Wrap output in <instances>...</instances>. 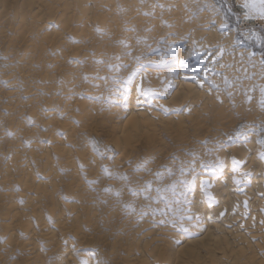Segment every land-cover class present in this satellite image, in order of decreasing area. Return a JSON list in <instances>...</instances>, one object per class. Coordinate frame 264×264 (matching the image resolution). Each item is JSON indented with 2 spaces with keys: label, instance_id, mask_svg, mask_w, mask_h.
<instances>
[{
  "label": "rangeland",
  "instance_id": "rangeland-1",
  "mask_svg": "<svg viewBox=\"0 0 264 264\" xmlns=\"http://www.w3.org/2000/svg\"><path fill=\"white\" fill-rule=\"evenodd\" d=\"M14 1L15 0H0V198H4L3 200L0 199V205L4 206V203H6L4 207H0H3V211L0 209V213H4L6 210L5 207H8V213H10V215L6 214L7 217L0 214V264H47L46 262L49 260L53 262V258L56 262L55 264H59L56 259L57 251L63 254L65 258L73 257L75 261L81 259L83 254L88 258L87 262L91 263L92 261V264L135 263L137 246L135 247L134 244H136V240L141 234L149 231V224H143L139 221L142 216V214H140L142 213L141 211H150L151 209L155 212L158 206L163 212H167V215L170 217L172 213L173 215H180L186 208L185 206L189 205V197L198 190L199 184L197 178L203 175L202 173H209V171L204 168L205 166L201 165L202 160H205V158L202 157V151L205 150L209 153L213 148L216 152L231 148L236 144L240 146V143H242L241 146L246 144L247 148L251 146L249 150L251 152L249 153L255 160L253 165L255 167L259 166L261 170L260 175H262L263 177H261L264 179V118L262 117L264 116V108H259L263 106L261 101L264 99V96L261 95L263 89L259 86V83L264 80V57L261 53L253 50V48H260L261 43L258 27L264 30V20H261L255 12H248L243 7L245 0H219V2L225 6L226 12H223L221 6L216 4L213 0L212 2L215 6L209 2V0H193V3L187 0H126L124 3L127 5V10L125 12L123 11L124 6L121 0H115V6L112 8H107L108 3H105L107 2L106 0H65V2L64 0H55L51 10H48L50 0H28L27 2H23L24 0ZM9 2L11 7L9 6ZM78 2L80 3L79 7L76 5ZM14 3H17V5L15 4V6H13ZM30 3L33 6H31ZM64 5H66V7ZM216 6H218L219 10ZM12 8H14L16 12L13 11L14 9L12 10ZM78 8L83 12L78 11ZM130 9L133 14L132 16H130L131 14L129 13ZM47 11L49 12L47 13ZM14 13L17 17L14 16ZM164 13H166V15ZM225 13L236 18L238 23L235 27H231L229 23L224 20ZM124 15L128 18V21ZM155 16L158 17L157 19L160 21L159 27L151 23V19L154 20L153 17ZM249 16L251 17L250 19L247 18ZM115 17L117 23L114 24V21L116 22ZM22 19L23 21H21ZM219 19L228 24L230 30L227 28V31L232 35L231 37L233 40L231 45L235 47V49L232 48V50L241 51V57H236L234 54H231V50L223 49L222 45L224 44L220 41V37L218 38L219 33H215L213 30L203 29L204 27H202V25L206 22H210L211 26L215 24L214 26L219 28ZM131 20H137L136 24ZM173 20L174 23L168 25V21L173 22ZM178 21L180 22L179 30H182L179 32L180 37H178L176 30H171L176 24L175 22L178 24ZM203 21L206 22L204 23ZM19 22L22 25L19 24ZM109 26H111V29ZM71 31L75 32V34L73 35ZM123 31L125 34L129 33L131 35L128 36V34H126L127 37H124L126 36L125 34L122 33L121 35ZM141 35H143L145 39H143ZM163 35H165V37ZM150 37H152V39ZM214 41L217 42V44L215 43L217 46L213 44ZM126 42L129 45H126ZM202 42L203 44L205 43L206 46L208 45L207 49H215L213 51H216V53L218 50H224H222L223 53L218 52L224 56L223 58L220 54V58L227 59L223 63L228 65V67L225 65L224 67L225 69L228 68L227 70L231 71L232 75H234L233 79H236L235 82L237 79L241 80H238L240 86L237 85V82H234L236 90L228 91V94L226 90L224 92L225 97L223 96V100L221 99L222 96L219 97V101L217 99L218 96L216 97L218 91L216 90L217 92H214L215 88H211L212 90L204 89L205 91L201 89L194 90L193 88L195 86L194 84L191 85L192 81L188 84L192 86V90H189L190 95L185 92L184 98L175 99L173 101H167L170 98L168 97V99H165L167 101L166 104L163 106L157 105L158 107H156L154 100L162 99L159 96L163 94L161 90H156L154 88H156L159 83L162 84L172 78V76L168 74H170V70L176 68L178 63L177 57H169L168 52L171 48L175 52H181V57L184 58V60H182V58L181 60L185 63H183L185 68L189 71V67L197 66V64H195L194 55L198 51V44H202ZM148 43H150L151 46ZM187 44L190 45L191 48H187ZM147 46L149 47L147 48ZM220 46L222 47L221 49L219 48ZM163 47L165 48L163 49ZM248 49L259 54L263 60L259 64L258 69L254 70L255 72L253 69L246 66V70L240 67V62L245 61L247 58L256 60L255 56L249 55ZM232 55L233 57H231ZM227 56L229 57L226 58ZM163 57L165 59H163ZM234 58H236L238 62L240 61L239 64H235ZM227 62H229V64ZM230 66L232 69H229ZM233 68L234 70L237 68V73L236 70L235 73H233ZM238 69H241V75H239L240 71ZM247 70L248 75H246ZM243 73L247 76L248 80L246 79V81L249 83H246ZM141 74L143 78H141ZM147 74H150V79H148ZM165 76L168 78H164ZM239 76H241V79L237 78ZM251 76H253V78ZM205 78L209 84H212L208 76H205ZM165 79L166 81H164ZM143 80L144 82H142ZM263 82L264 81H262V83ZM251 83H253V87H251ZM242 84H245L247 88L243 87ZM70 86L72 89H70ZM140 86L141 90L139 89ZM243 89L246 90V93ZM248 90L250 93H247ZM208 91H210L214 97L213 95H208ZM197 93L198 95L203 94V99H199L201 96H197ZM234 93L237 94L235 95ZM233 95H235L236 100L239 99L236 101ZM163 96L167 97L166 95ZM186 98L189 100L188 103ZM184 99L186 101H184ZM231 99L236 102H233ZM222 101L224 103H222ZM225 102L229 105L225 104ZM168 103L170 105H168ZM185 103L187 105L189 103H194L195 109H193V111L199 109L197 110L200 111L198 114L205 115L208 119L205 120V118H203L205 121L202 119L198 126L196 125L197 123H195V125L199 127V131L203 129L200 131V134L198 133V129H195L196 126L192 124L196 119L192 120L190 118L192 122H189L188 115H191L190 113L182 118V123L184 126L187 125V129L190 130H188V134L179 132L180 128L176 125L178 119L177 121L173 119L175 123L172 124L166 122L172 115H182L185 106H187ZM205 103L211 104L207 105ZM203 105L204 107L200 110L199 106L202 107ZM212 106L214 112L212 111ZM218 106H221L224 112L221 107L218 109ZM220 109L223 112V117L216 121H219V123L213 124L212 119L214 118L208 116H213V113L218 114L217 112H219ZM238 109L240 110V114L236 113ZM193 111H191V113ZM226 112L227 115L230 114L234 117V121L230 115L226 118ZM241 113L245 114L241 115ZM260 115H262V118ZM215 116L217 119L220 118L217 115ZM251 116H253V119L250 118ZM229 117H231L230 120ZM254 117L257 118L255 119ZM128 118H132L130 119L132 121L128 120ZM247 118L256 121L253 122L250 120L249 124ZM198 119L201 118L198 117ZM222 119H227L228 122L221 121ZM258 120L259 122L257 123ZM143 121H150V125L148 124L149 122L145 124ZM151 122L155 124V127L151 125ZM164 123L166 124L165 130L163 129ZM210 123H212V125ZM220 123L223 124V126L225 125V128H223ZM227 123L232 126L229 127ZM202 124H205L204 127L208 129H205ZM216 124L218 127L213 126ZM123 125L126 126L123 128ZM136 126L140 127L141 130L139 129L136 131V133H138L133 135L132 133L135 132H133V130ZM173 126L176 127V129ZM226 126L228 127L226 128ZM192 127H195L194 129L197 134H194L195 130L192 131ZM222 128L224 129L223 132L221 130ZM125 129L127 130L126 132ZM167 129L171 131L167 132ZM226 129H229L228 134V130L225 132ZM219 130H221L222 133H219ZM127 132L128 134L125 136L126 134L124 133ZM176 132L180 133V138ZM192 132H194L193 134L197 136L198 140L192 135ZM208 132L212 136L206 135L209 134ZM52 133H54L53 136ZM224 133L225 135H223ZM67 134L69 135V141L66 139ZM129 134L131 137L129 136L128 138ZM183 135L188 138H182ZM198 135H200L199 137L201 139ZM202 135L203 137H201ZM50 136H52L53 139ZM56 137L63 142H61L62 145H60V149L62 148V150H65L66 147L69 148H66L67 152L60 150L59 153H55L54 150H51L50 153V147L54 146L50 143ZM70 137L72 140H70ZM177 137L179 139H177L178 142L176 140ZM181 138L184 139L182 143L180 142L182 141ZM207 138L209 140H207ZM123 139L126 142H124ZM212 140L218 141V143ZM208 142H210V144L212 143V145H209ZM179 143L181 145L185 144L181 146ZM32 145L33 147L37 146L33 148L31 147ZM48 145H50V147ZM192 145L196 146V148L193 146V149ZM204 145L213 147H206ZM44 148L49 151V157L43 152L45 150ZM199 149H202V151H200L201 153L198 151ZM80 151L83 153H80ZM198 153L200 155H198ZM27 154L31 155L28 156ZM72 154H75L74 157ZM40 155L43 157V160ZM153 155L154 157H160V160L155 157L160 163L156 161ZM231 155L232 153L230 152L228 157ZM31 156L34 158L32 159ZM70 157L71 160L69 159ZM198 158L201 161H199ZM152 159H155V162H153ZM193 159H197V161ZM44 160L47 162L45 163ZM66 161L67 163L70 162L69 165ZM193 161L195 163H193ZM22 162L24 164H22ZM199 162L201 163L199 164ZM7 163H9L8 166ZM66 164L68 166H66ZM63 165L66 167H63ZM94 165L96 167H94ZM233 166L234 165H230L229 167L232 169L230 171L234 178L238 172V168L233 169ZM90 168L92 170H90ZM84 169H86V171H84ZM126 169L129 170L126 172ZM140 170L142 171L141 173ZM117 171L119 174L116 173ZM120 173H122L123 176ZM135 173L137 175H135ZM141 174L142 176H140ZM155 175H157L158 178L163 175L164 179L156 178V180L154 178L156 177ZM91 176L96 178L93 180L94 177L92 178ZM207 176L212 177L210 178L212 179L211 183H218L222 177L228 176V174L222 173L217 176L207 174ZM132 177L133 179H131ZM152 177L153 180L151 179ZM59 178L64 179L59 180ZM129 179L132 181H138L139 179L142 184L147 182V184H150V188L146 183L138 186L140 183L139 181L132 183V185L136 186L132 188V181L129 182L130 184L127 183L130 181ZM119 180H124V182L122 183V181ZM4 181L5 183H3ZM49 181L53 183L50 182L47 186H42L41 189L36 188L32 184V182L38 184ZM72 181L75 182L72 184ZM95 181H97L96 184L98 186H96ZM151 181H156L157 183L154 182V184L156 183L157 185L150 183ZM110 183H115L116 185L119 183L121 186L119 184L117 186L113 184L112 186ZM171 183L175 186H168ZM125 184L127 185L125 186ZM78 185V191H69L71 190L69 186L75 190ZM232 185L237 186L238 184L233 180ZM2 186L7 190L2 188ZM30 186L31 189H29ZM43 187H47V191L45 188L42 189ZM248 187H251V185ZM146 188H149L148 191L151 190L148 192ZM24 193L26 194L24 195ZM82 194L85 197L87 196V199L90 197V201L86 200L89 202L85 203V205L92 202L94 203V205H87V208L91 209V212L85 211L82 208L80 210L77 209L78 200L79 197H83ZM35 195L38 197L36 198ZM101 195L104 201H102ZM19 196L22 197L20 198ZM27 196H30V198ZM7 198L11 200L9 201ZM52 198L55 201H53ZM51 202L55 203L51 204ZM156 202L160 205L156 204ZM205 202L209 204L210 199L206 197ZM113 208H115L114 211L112 210ZM146 208H149V210ZM32 213H35V216ZM155 213L158 212L156 211ZM73 215L76 216L74 219H72ZM57 219H61L62 221L57 222ZM23 231H25V233ZM44 235H47L51 240H45L44 237L46 236ZM185 236L186 234L184 237ZM261 244L259 243L257 245L260 247ZM259 247H256L259 254H257L254 264H258L261 260L262 263L260 262V264H264V245L262 246L263 248L261 247L259 249ZM261 251H263V253ZM261 257L263 259H261ZM50 262L48 263L50 264ZM62 264H64L63 260Z\"/></svg>",
  "mask_w": 264,
  "mask_h": 264
},
{
  "label": "bare ground",
  "instance_id": "bare-ground-1",
  "mask_svg": "<svg viewBox=\"0 0 264 264\" xmlns=\"http://www.w3.org/2000/svg\"><path fill=\"white\" fill-rule=\"evenodd\" d=\"M6 1V0H5ZM8 1V0H7ZM11 1V0H10ZM16 1V0H15ZM14 1V2H15ZM28 0H24L23 2H27ZM54 1L55 0H50V4H49V6H48V10H51V8H52V5H54ZM107 2H105V3H108V5H107V8H112V7H114L115 6V0H106ZM119 1V0H118ZM126 0H121V2L123 3V6H124V8H123V11L125 12L126 10H127V5H126V3H124ZM187 1H189V2H191V3H193L194 1L193 0H187ZM59 2V1H58ZM61 2V1H60ZM64 2H65V0H64ZM71 2H73V1H71ZM117 2V1H116ZM196 2V1H195ZM209 2H211L212 4H213V2H212V0H209ZM20 3V2H19ZM33 3V2H32ZM41 3V2H40ZM44 3V2H43ZM47 3V2H46ZM62 3V2H61ZM60 3V4H61ZM104 3V4H105ZM15 4L17 5V3H14V5L13 6H15ZM21 4V3H20ZM19 4V5H20ZM23 4V3H22ZM56 4V3H55ZM64 4V3H63ZM62 4V5H63ZM121 4V3H120ZM5 5H7V4H5ZM25 5V4H24ZM26 5H28V4H26ZM30 5H31V3H30ZM44 5H46V4H44ZM76 5H77V7H79V5H80V3L78 2V3H76ZM214 5V4H213ZM9 6L11 7V5H10V2H9ZM23 6V5H22ZM29 6V5H28ZM31 6H33V5H31ZM47 6V5H46ZM60 6V5H59ZM65 7H66V5H64ZM105 6H106V4H105ZM109 6V7H108ZM121 6V5H120ZM166 6V5H165ZM215 6V5H214ZM54 7V6H53ZM62 7V6H61ZM81 7V6H80ZM116 7H117V5H116ZM15 8V7H14ZM14 8H12V10L14 9ZM57 8V7H56ZM63 8V7H62ZM61 8V9H62ZM166 8V7H165ZM216 8L219 10V8H218V6H216ZM21 9V8H20ZM20 9H19V11H20ZM46 9H47V7H46ZM64 9V8H63ZM83 9V8H82ZM87 9V8H86ZM2 10V9H1ZM9 10H11V9H9ZM41 10V9H40ZM39 10V11H40ZM114 10H115V8H114ZM4 11H5V9H4ZM13 11H15V9L13 10ZM18 11V10H17ZM45 11V10H44ZM43 11V12H44ZM65 11V10H64ZM78 11H80V9L78 8ZM86 11V10H85ZM108 11H109V9H108ZM16 12V11H15ZM30 12V11H29ZM49 11H47V13H48ZM55 12V11H54ZM80 12H83V11H80ZM112 12H113V10H112ZM111 12V13H112ZM117 12V11H116ZM27 13V12H26ZM45 13V12H44ZM43 13V14H44ZM53 13V12H52ZM51 13V14H52ZM65 13V12H64ZM129 13L131 14L130 16H132L133 14L131 13V9H130V11H129ZM134 13V12H133ZM3 14V13H2ZM33 14V13H32ZM46 14V13H45ZM54 14V13H53ZM165 15H166V13H164ZM163 14V15H164ZM27 15V14H26ZM34 15V14H33ZM32 15V16H33ZM62 15V14H61ZM115 15V14H114ZM113 15V16H114ZM14 16L15 17H17L16 15H15V13H14ZM22 16V15H21ZM31 16V15H30ZM40 16V15H39ZM52 16V15H51ZM110 16H111V14H110ZM125 16V15H124ZM20 17V16H19ZM23 17V16H22ZM21 17V18H22ZM27 17V16H26ZM36 17V16H35ZM165 17V16H164ZM25 18V17H24ZM34 18V17H33ZM39 18V17H38ZM63 18H65V17H63ZM118 18V17H117ZM125 18H126V20L128 21V18L125 16ZM125 18H124V20H125ZM139 18V17H138ZM154 18V20H152L151 19V23L153 24V25H155V26H157V27H159L160 26V21L157 19L158 17H153ZM66 19V18H65ZM112 19V18H111ZM115 19H116V17H115ZM115 19H113V20H115ZM137 19V18H136ZM140 19V18H139ZM62 20V19H61ZM60 20V21H61ZM125 20V21H126ZM21 21H23V19L21 20ZM20 21V22H21ZM132 22L134 21V20H131ZM136 21L137 20H135L134 22H135V24H136ZM219 21H220V27L219 28H216L214 25L213 26H211V23L210 22H204L205 24L204 25H202V27H204L203 29H205V30H213V32H215V33H219V36H218V38L220 37V41L221 42H223V44L224 45H222V47H223V49H225V50H231V54H234L236 57H241V55H242V53H240L241 51H237V50H232V48H234L235 49V47H232V45H231V43H232V35L231 34H229L228 33V31H227V28L229 29V27H228V24L226 23V22H224V21H222V20H220L219 19ZM19 22V24H21ZM26 22V21H25ZM172 21H168V25L170 24H173L174 23V20H173V22L171 23ZM24 23V22H23ZM115 23H117V19H116V22L114 21V24ZM129 23H131V22H129ZM176 24L173 26V28L171 29V30H176L177 31V33H178V37H180L179 36V32H181L180 30H179V21H178V24H177V22H175ZM219 23V22H218ZM131 24H134V23H131ZM201 24H203V23H201ZM22 25V24H21ZM20 25V26H21ZM110 25V24H109ZM112 26H113V24H112ZM116 26V25H115ZM135 26H137V25H135ZM134 26V27H135ZM154 26V27H155ZM24 27V26H23ZM111 26H109V28H110ZM157 27H155V28H157ZM113 28V27H112ZM137 28V27H136ZM111 29V28H110ZM159 29V28H158ZM230 30V29H229ZM75 31V30H74ZM72 32V34L74 35L75 34V32H73V31H71ZM162 32V31H161ZM122 33L123 34H125V32L123 31V32H121V35H122ZM147 33V32H146ZM145 33V34H146ZM184 33V32H183ZM126 34H128V36L129 35H131V34H129V33H126ZM125 34V35H126ZM144 34V35H145ZM163 34H166V33H163ZM181 34V33H180ZM186 34V33H185ZM147 35V34H146ZM145 35V36H146ZM162 35V34H161ZM124 36V35H123ZM149 36H150V34H149ZM164 37H165V35H163ZM181 36H182V34H181ZM124 37H127V35L126 36H124ZM141 37H143V39H145L144 38V36L143 35H141ZM152 37H153V35H152ZM152 37H150L151 39H152ZM162 37V36H161ZM191 37V36H190ZM183 38H185V37H183ZM149 39V38H148ZM161 39V38H160ZM186 39V38H185ZM147 40V39H146ZM191 40V39H190ZM148 41V40H147ZM160 41V40H159ZM165 41H166V38H165ZM187 41V40H186ZM167 42V41H166ZM189 42V41H188ZM220 42V43H221ZM186 43V42H185ZM206 43H207V41H206ZM217 44V42H215L214 41V43L213 44ZM98 44V43H97ZM140 44V43H139ZM148 44H150V43H148ZM162 44V43H161ZM164 44H166V43H164ZM215 44V45H216ZM96 45V44H95ZM126 45H129V44H127V42H126ZM143 45V44H142ZM188 45V44H187ZM212 45V44H211ZM219 45V44H218ZM78 46V45H77ZM144 46V45H143ZM150 46H151V44H150ZM160 46V45H159ZM208 46V45H207ZM207 46H206V44L204 43L203 44V42H202V44H198V51L196 52V54L194 55V59H195V64H197V66L196 67H189V71L185 68V66H184V62L182 61V60H184V58H182L181 57V52H175L172 48H171V50L168 52V56L169 57H173V58H175V57H177V66H176V68L175 69H172V70H170V74H168L169 76H172V78H170L169 80H167L166 81V79L164 80V81H166V82H164V83H162V84H158L157 85V87L156 88H154V87H152V88H154V89H156V90H161V93L163 94V95H166L167 97H164L163 95L162 96H159L160 98H162V99H153L154 100V104H156L155 106L156 107H158V106H163L164 104H166V102L167 101H173V100H175V99H181V98H184V95L186 94L185 92H187V94L188 95H190L189 94V90H192V86L191 85H193L194 84V90L195 89H201L202 91H205L204 89H207V90H212L213 88H215V90H214V92L216 91L217 93V95H216V97L218 96V100H219V97H221V99L223 98V96H224V92L227 90V94H228V91H234V90H236V88H235V84H234V82H235V80L233 79L234 78V75H232V73H231V71H229V70H227V69H225V67H224V61H226L227 59H222V58H220V54L218 53V52H222V50L223 49H221L222 47L220 46L219 48L221 49V51H219L218 50V52L216 53V51H213V50H215V49H213V50H209V49H207ZM217 46V45H216ZM216 46H214V47H216ZM149 46H147V48H148ZM165 47H166V45H165ZM165 47H163V49L165 48ZM184 47V46H183ZM187 47V46H186ZM158 48H161V47H158ZM168 48V47H167ZM187 48H191L190 47V45H188V47ZM74 49V48H73ZM76 49V48H75ZM96 49H97V47H96ZM169 49V48H168ZM77 50V49H76ZM140 50H141V48H140ZM240 50V49H239ZM73 51V50H72ZM78 51V50H77ZM179 51H181V50H179ZM184 51H185V48H184ZM224 51V50H223ZM75 52V51H74ZM79 52V51H78ZM226 52V51H225ZM76 53V52H75ZM161 53V52H160ZM166 53V52H165ZM183 53H186V52H183ZM223 53V52H222ZM248 53H249V55H253V56H255L256 57V60H254V59H250V58H247V59H245V61H243V62H240L241 64H240V67H241V69H242V67L245 69L246 67H248V68H250V69H253V71L254 70H257L258 69V66H259V64L263 61L262 59H261V56L259 55V54H257V53H254V52H252L250 49H248ZM162 54H163V51H162ZM230 54V55H231ZM161 55V54H160ZM167 55V54H166ZM165 55V56H166ZM222 55V54H221ZM227 55V54H226ZM225 55V56H226ZM223 56V55H222ZM161 57V56H160ZM229 56H227L226 58H228ZM231 57H233V55L231 56ZM167 58V57H166ZM181 58H182V60H181ZM223 58H224V56H223ZM252 58H254V57H252ZM163 59H165L164 57H163ZM193 59V60H194ZM230 59V58H229ZM233 59V58H232ZM235 59V64L237 65V64H239V62L237 61V59L236 58H234ZM168 60H169V58H168ZM239 60V59H238ZM257 60H258V62H257ZM163 61H165V60H163ZM20 62V61H19ZM169 62V61H168ZM22 63V62H21ZM21 63H19V64H21ZM184 63V64H183ZM228 64H229V62H227ZM226 63V64H227ZM233 63H234V61H233ZM226 67H228V65H225ZM246 66V67H245ZM19 67V66H18ZM234 67V66H233ZM236 67V66H235ZM247 68V69H248ZM19 69V68H18ZM170 69V68H169ZM229 69H232L231 68V66L229 67ZM237 69V68H236ZM235 69V70H236ZM241 69H238L240 72V74L239 75H241ZM249 69V70H250ZM174 70V71H173ZM235 70H234V68H233V73H235ZM246 70V69H245ZM244 70V71H245ZM150 72V71H149ZM255 72V71H254ZM176 73V74H175ZM236 73H237V70H236ZM245 73V72H244ZM243 73V74H244ZM251 73H252V71H251ZM167 74V73H166ZM242 74V75H243ZM246 74V73H245ZM245 74L243 75V76H245ZM142 75V74H141ZM140 75V76H141ZM143 75H144V73H143ZM143 75L141 76V78H143ZM146 75V74H145ZM154 75V74H153ZM157 75V74H156ZM159 75V74H158ZM238 75V74H237ZM246 75H248V70H247V74ZM251 75V74H250ZM155 76V75H154ZM162 76V75H161ZM205 76H208L209 78H210V80H211V82H212V84H209L208 82H207V80H206V78H205ZM145 77V76H144ZM147 77H148V79H150V74L148 75L147 74ZM236 77V76H235ZM241 76H239V77H237V78H240ZM252 78H253V76H251ZM164 78H168V77H164ZM251 78V79H252ZM157 79V78H156ZM241 79V78H240ZM246 79H247V76H245V81H246ZM160 80L162 81V79L160 78ZM239 79H237V85H239L240 86V84H238L239 83V81H241V80H239ZM248 80V79H247ZM193 81V82H192ZM242 81L244 82V80L242 79ZM262 81H264V80H262ZM262 81L259 83L260 85L259 86H261L262 87V89L264 90V82L262 83ZM142 82H144V80L142 81ZM160 82V81H159ZM163 82V81H162ZM189 82H192V84L191 85H188L189 84ZM235 82V83H236ZM242 82V83H243ZM251 82V81H250ZM253 82V81H252ZM158 83V82H157ZM246 83H249L248 81H246ZM255 83V82H254ZM262 83V84H261ZM145 84V83H144ZM147 84V83H146ZM252 84V86L251 87H253L254 85H253V83H251ZM136 85V84H135ZM155 85V84H154ZM243 85V87H246V85L245 84H242ZM245 85V86H244ZM248 85V84H247ZM143 86V85H142ZM152 86V85H151ZM150 86V87H151ZM249 86V85H248ZM250 87V88H251ZM136 88V87H135ZM139 88V87H138ZM143 88H144V86H143ZM146 88V87H145ZM212 88V89H211ZM247 88V87H246ZM70 89H72L71 88V86H70ZM140 90H141V86H140V88H139ZM149 89V88H148ZM241 89H242V87H241ZM245 89V88H244ZM243 89V90H244ZM249 89V88H248ZM74 90V89H73ZM135 90V89H134ZM143 90V89H142ZM193 90V91H194ZM196 90V91H197ZM249 90H251V89H249ZM247 91V93L249 92L250 93V91ZM254 90V89H253ZM139 91V90H138ZM150 91V90H149ZM148 91V92H149ZM155 91V90H154ZM199 92V91H198ZM235 92H237V91H235ZM244 92L246 93V90H244ZM253 92V91H252ZM135 93H137V92H135ZM153 93V92H152ZM159 93V92H158ZM160 93V94H161ZM231 93V92H230ZM229 93V94H230ZM238 93H239V89H238ZM241 93V92H240ZM139 94V93H138ZM200 94V93H199ZM206 94V93H205ZM235 94V93H234ZM237 94V93H236ZM235 94V95H236ZM253 94V93H252ZM195 95V94H194ZM203 95V94H202ZM202 95H198V93H197V96H201L199 99H203V96ZM207 95V94H206ZM206 95H204V96H206ZM208 95H213V94H211L210 93V91H208ZM235 95H233V98L235 99ZM168 97H170L169 99H168ZM186 97H187V95H186ZM188 97H190V96H188ZM213 97H214V95H213ZM225 97V96H224ZM238 97H239V95H238ZM237 97V98H238ZM190 98H192V97H190ZM208 98H210V97H208ZM227 98V97H226ZM240 98H241V96H240ZM165 99H168L167 101L165 100ZM198 99V98H197ZM211 99V98H210ZM209 99V100H210ZM215 99V98H214ZM239 99V98H238ZM237 99V100H238ZM152 100V101H153ZM186 100H188V98H186ZM185 99H184V101H186ZM208 100V101H209ZM223 100V99H222ZM231 100H233V99H231ZM236 100V99H235ZM235 100H233V102H236ZM264 100V99H263ZM183 101V100H182ZM206 101H207V99H206ZM212 101V100H211ZM220 101V100H219ZM189 102V100L187 101V103ZM215 102H217V101H215ZM232 102V103H233ZM152 103V102H151ZM169 103H171V102H169ZM168 103V105H170ZM180 103V102H179ZM182 103V102H181ZM197 103H199V102H197ZM213 103H214V101H213ZM219 103V102H218ZM222 103H224L223 101H222ZM229 103V102H228ZM238 103V102H237ZM153 104V105H154ZM182 104H184V103H182ZM194 104V103H193ZM192 103H189L188 105L185 103V105H187V106H185V109L183 110V114L182 115H178V116H176V115H172L171 117H169L168 119H167V121L166 122H169V123H175L174 122V120L176 119V121H177V119H178V123L176 124V125H178L179 126V128H180V130H179V132H182L183 134H185V133H187L188 132V130L189 129H187L188 127H186V126H184V124L182 123V118L185 116V115H187V114H191V115H188L189 117V122L191 121L190 120V118L193 120V119H196L195 120V122L194 123H192V124H194L195 125V123H197L196 125L198 126V124L200 123V121H202V119L203 118H205V120H208L207 119V117H205V115L203 116V115H199L198 114V112H200V111H197V110H199V109H197V110H194L193 111V109H195L194 108V106L195 105H193ZM200 104H201V102H200ZM205 104H207V103H205ZM208 104H211V103H208ZM207 104V105H208ZM225 104H227L226 102H225ZM158 105V106H157ZM178 105V104H177ZM202 105V104H201ZM213 105V104H212ZM215 105H216V103H215ZM214 105V106H215ZM224 105V104H223ZM227 105H229V104H227ZM227 105H224V106H227ZM217 106V105H216ZM223 106V107H224ZM204 107V105L202 106V107H200L199 106V108H200V110H201V108H203ZM219 107H221V106H218V109H219ZM228 107V106H227ZM264 108V105L263 106H261V107H259L260 109H263ZM177 108V107H176ZM205 108H206V106H205ZM212 108V111L214 110L213 109V106L211 107ZM215 108V107H214ZM226 108V107H225ZM229 108H230V106H229ZM207 109V108H206ZM208 109H209V107H208ZM221 109H222V107H221ZM221 109L219 110V112H217L218 114H215V113H213L214 115L213 116H208V117H212V118H214V119H212V118H210V119H212V123L213 124H215V123H219V121L218 122H216L217 120H219V119H221V117H223V112H224V110H223V112L221 111ZM205 110V109H204ZM210 110V109H209ZM239 110V109H238ZM237 110V114H240V110L238 111ZM264 110V109H263ZM191 111H193L192 113H191ZM216 111H218V110H216ZM226 111V110H225ZM204 112H207V111H204ZM208 112H210V111H208ZM214 112V111H213ZM133 113V112H132ZM201 113H202V111H201ZM207 114V113H206ZM245 114V113H244ZM244 114H242L241 113V115H244ZM138 115V114H137ZM140 115V114H139ZM215 115H217V116H219L220 118H218L217 119V117L215 116ZM225 115H227V112L225 113ZM230 115V114H229ZM229 115H227V117L226 118H228V116ZM234 115V114H233ZM263 115V114H262ZM262 115H260V117L262 116ZM142 116V115H141ZM154 116V115H153ZM215 116V117H214ZM231 116V115H230ZM247 116V115H246ZM256 116V115H255ZM140 117V116H139ZM198 117L199 118H201V119H198ZM232 117V116H231ZM231 117H229V120H230V118ZM239 117V116H238ZM242 117H244V116H242ZM249 117V116H248ZM263 118H264V116H262ZM261 117V118H262ZM188 118H186V119H188ZM215 118H216V120H215ZM224 118H225V116H224ZM223 118V119H224ZM233 118V121H234V117H232ZM250 118H252L253 119V116H251ZM248 119L247 121L249 122L250 120H252V119ZM255 118V117H254ZM257 118V117H256ZM255 118V119H256ZM258 118H259V116H258ZM130 119H132V118H128V120H130ZM161 119V118H160ZM174 119V120H173ZM209 119V120H210ZM221 120V121H225V122H228V120L226 121V120ZM239 119V118H238ZM242 119V118H241ZM127 120V121H128ZM166 120V119H165ZM184 120V119H183ZM204 120V119H203ZM204 120V121H205ZM259 120H260V118H259ZM259 120L257 121V123L259 122ZM130 121H132V120H130ZM164 121V120H163ZM162 121V122H163ZM197 121V122H196ZM211 121V120H210ZM220 121V122H221ZM253 121V120H252ZM251 121V122H252ZM256 121V120H255ZM255 121H253V122H255ZM261 121H263V120H261ZM51 122V121H50ZM145 124L146 123H148L149 125H150V121H143ZM165 122V121H164ZM192 122V121H191ZM190 122V123H191ZM264 122V121H263ZM152 123V122H151ZM159 123H161V122H159ZM184 123H185V120H184ZM212 123H210L211 125H212ZM221 123H223V122H221ZM220 123V124H221ZM106 124V123H105ZM126 124V123H125ZM165 124V123H164ZM183 126H182V125ZM205 124H206V122H205ZM204 124V125H205ZM209 124V125H210ZM224 124V123H223ZM223 124H221V126H223ZM249 124H250V122H249ZM252 124V123H251ZM106 125H108V124H106ZM152 126H154L155 127V124L154 123H152L151 124ZM168 125V124H167ZM175 125V126H176ZM195 125V126H196ZM201 125V124H200ZM199 125V126H200ZM203 125V124H202ZM204 125H203V127H204ZM210 125V126H211ZM227 125H228V123H227ZM247 125V124H246ZM264 125V124H263ZM126 125H123V128L125 127ZM128 126V125H127ZM157 126V125H156ZM162 126V125H161ZM164 126V130L166 129V124L165 125H163ZM192 126V125H191ZM196 126V128L195 129H198L199 127H197ZM207 126V125H206ZM209 126V127H210ZM214 127H216L217 126V124L216 125H213ZM212 126V127H213ZM229 127H231L230 125H228ZM228 126H226V128L228 127ZM172 127V126H171ZM174 127V126H173ZM202 127V128H203ZM218 127V126H217ZM220 127V126H219ZM65 128V127H64ZM152 128V127H151ZM169 128H170V126H169ZM168 128V129H169ZM175 129H176V127H174ZM193 127L191 128L192 129V131L193 130H195ZM205 128V127H204ZM223 128H225V125L223 126ZM221 129L222 130V132H223V130L224 129ZM119 129V128H118ZM127 129V128H126ZM125 129V132L127 131ZM141 130V128L140 127H137L136 126V128L133 130V132L134 133H132L133 135H136L137 133H136V131H138V130ZM159 129V128H158ZM167 129V132L168 131H171V130H168ZM173 129V128H172ZM205 129H208L207 127L205 128ZM211 129V128H210ZM219 129V128H218ZM121 130H122V127H121ZM124 130V129H123ZM203 129H200V131H202ZM212 130V129H211ZM211 130H210V133H211ZM221 130H219L220 132L219 133H222L221 132ZM228 130V131H227ZM54 131V130H53ZM67 131V130H66ZM113 131V130H112ZM116 131V130H115ZM132 131V130H131ZM173 131H174V129H173ZM172 131V132H173ZM190 131V130H189ZM198 131H199V129H198ZM197 131V132H198ZM200 131L198 132L199 134H200ZM205 131V130H204ZM209 131V130H208ZM227 131V134L229 133V129H226L225 130V132ZM55 132V131H54ZM129 132V131H128ZM128 132L127 133H124V134H126L125 136H127V134H128ZM179 132H176L177 134H178V137L180 136L179 134ZM195 132V133H194ZM194 132H192V135L193 136H195L194 134H197L196 133V130L194 131ZM231 132H232V129H231ZM49 133V132H48ZM67 133H68V131H67ZM114 133V132H113ZM120 133H121V131H120ZM194 133V134H193ZM202 133V132H201ZM209 133V132H208ZM206 134V135H211V134ZM53 134L54 133H52V136H53ZM58 134V133H57ZM122 134V133H121ZM188 134V133H187ZM186 134V135H187ZM217 134V133H216ZM119 135V134H118ZM176 135V134H175ZM205 135V136H206ZM223 135H225V133L223 134ZM49 136V135H48ZM52 136H50V137H52ZM69 135L67 134V140H68V137ZM121 136V135H120ZM129 136H130V134L128 135V138H129ZM177 136V135H176ZM192 136V137H193ZM200 135H198V137H199ZM212 136V135H211ZM214 136H215V134H214ZM124 137V136H123ZM131 137V136H130ZM178 137L176 138V140L178 139ZM183 137H185L184 139H186V138H188L187 136H185V135H183L182 136V138ZM196 138H197V136H195ZM194 137V138H195ZM201 137H203V135L201 136ZM208 137V136H207ZM218 137V136H217ZM217 137H215V138H217ZM221 137V136H220ZM62 138V137H61ZM65 138V137H64ZM76 138V137H75ZM180 138V137H179ZM181 138V139H182ZM195 138V139H196ZM200 138V137H199ZM210 138V137H209ZM222 138V137H221ZM49 139H51V138H49ZM49 139H48V141H49ZM52 139H53V137H52ZM121 139V138H120ZM125 139V138H124ZM123 139V140H124ZM180 139V140H181ZM184 139H182V141H180L181 143L184 141ZM201 139V138H200ZM211 139H214V138H211ZM220 139V138H219ZM253 139V138H252ZM55 140V141H54ZM54 140L50 143L51 145L53 144L54 146H52V147H50V145H48L49 147H50V153H51V150H54L55 151V153H59L60 152V150H62V148L60 149V145H62L61 144V140L60 139H58L57 137L56 138H54ZM70 140H72V138L70 137ZM179 140V139H178ZM178 140H177V142H178ZM188 140V139H187ZM186 140V141H187ZM197 140H198V138H197ZM207 140H209L208 138H207ZM216 140H218V139H216ZM64 141V140H63ZM69 141V140H68ZM73 141H74V139H73ZM122 141V140H121ZM185 141V142H186ZM212 141H215V140H212ZM219 141V140H218ZM218 141H215L216 143H218ZM253 141V140H252ZM70 142H72V141H70ZM124 142H126L125 140H124ZM123 142V143H124ZM188 142V141H187ZM186 142V143H187ZM47 143H49V142H47ZM63 143V142H62ZM75 143V142H74ZM192 143V142H191ZM247 143V142H246ZM249 143H250V141H249ZM248 143V144H249ZM127 144V143H126ZM129 144V143H128ZM180 144V143H179ZM185 144V143H184ZM184 144L183 145H181V146H184ZM189 144V143H188ZM193 144V143H192ZM206 144V143H205ZM208 144L209 145H212V143L210 144V142H208ZM241 144L242 143H240V146H241ZM247 144V145H248ZM258 144V143H257ZM69 145V144H68ZM189 145H191V144H189ZM209 145H207V146H209ZM243 145H244V143H243ZM252 145H253V143H252ZM259 145V144H258ZM257 145V146H258ZM37 146V145H36ZM36 146H34V147H36ZM47 146V147H48ZM126 146V145H125ZM193 146L194 145H192V148H193ZM204 146H206V145H204ZM206 146V147H207ZM238 144H236V145H234V146H232L231 148H226V149H224V150H221V151H214V149L211 147V146H209V147H211L212 149H213V151H212V149H211V151H212V153H211V151L208 153L207 152V150H205V151H202V149H199L198 151L200 152V151H202V157H204L205 158V160H202V157H201V160H202V163L201 162H199V164L201 163V165H204L205 167L204 168H206V170L207 171H209V173H202L203 175H205V176H203V175H201V176H199L198 178H197V182H198V190H197V192L195 193V194H193V195H191L190 197H189V205L188 206H185L186 208L183 210V212L180 214V213H177V214H180V215H176L175 213V215H173V213H172V216L170 217L169 215H167V212L165 213V211L163 212V210L160 208V207H156V211L158 212V213H155V212H153V210H151L150 209V211H146V210H142L141 212L142 213H140V214H142V216L140 217V219H139V221L140 222H142L143 224L144 223H148L149 224V231H147L146 233H144V234H141L140 235V237L136 240V244H134V246L136 247V250H137V252H136V260H135V263H132V264H224L225 262V264H254L255 263V260H256V258H257V254H259L258 252H257V246L259 247V245H257V244H261V243H264V179L262 178L263 176L262 175H260L261 173V170L259 169V166L258 167H255L253 164L255 163V160L253 159V156L251 157V155H250V153L249 152H251V151H249L250 150V147L248 146V148H247V146H246V144L244 145V146H241L240 147ZM31 147H33V145L31 146ZM33 147V148H34ZM71 147V146H70ZM187 147V146H186ZM191 147V146H190ZM189 147V148H190ZM200 147V146H199ZM208 147V148H209ZM243 147V148H242ZM46 148V147H45ZM44 148V149H45ZM66 148H68V147H66ZM66 148H65V150H62V151H65V152H67V150H66ZM74 148H76V147H74ZM79 148V147H78ZM127 148V147H126ZM179 148H180V146H179ZM178 148V149H179ZM181 148H183V147H181ZM191 148V149H192ZM194 148H196V146H194ZM193 148V149H194ZM202 148V147H201ZM205 148V147H204ZM245 148H247V149H245ZM69 149V148H68ZM77 149V148H76ZM176 149V148H175ZM197 149H198V147H197ZM196 149V150H197ZM256 149V148H255ZM262 149V148H261ZM264 149V148H263ZM34 150V149H33ZM43 150V149H42ZM75 150V149H74ZM180 150V149H179ZM188 150V149H187ZM210 150V149H209ZM216 150V149H215ZM252 150H254V149H252ZM258 150V149H257ZM32 151V150H31ZM40 151H41V149H40ZM56 151H58V152H56ZM76 151V150H75ZM121 151V150H120ZM125 151V150H124ZM255 151V150H254ZM34 152V151H33ZM43 152H45L46 153V156L47 157H49V151H47L46 149L43 151ZM72 152V151H71ZM78 152V151H77ZM76 152V153H77ZM232 153V155L230 156V157H228V154L229 153ZM258 152V151H257ZM64 153V152H63ZM80 153H83V152H81L80 151ZM195 153H196V151H195ZM201 153V152H200ZM253 153H255V152H253ZM12 154V153H11ZM10 154V155H11ZM32 154V153H31ZM31 154H29V155H31ZM148 154V153H147ZM146 154V155H147ZM150 154V153H149ZM9 155V156H10ZM28 155V154H27ZM28 155V156H29ZM58 155H60V154H58ZM65 155V154H64ZM73 155V154H72ZM75 155V154H74ZM74 155H73V157H74ZM129 155V154H128ZM192 155H194V154H192ZM197 155V154H196ZM198 155H200L199 153H198ZM197 155V156H198ZM63 156V155H62ZM79 156V155H78ZM127 156V155H126ZM145 156V155H144ZM196 156V157H197ZM254 156H256V155H254ZM40 157H41V155H40ZM39 157V158H40ZM68 157V156H67ZM153 157H154V155H153ZM155 157H157V156H155ZM154 157V158H155ZM11 158V157H10ZM9 158V159H10ZM31 158L33 159L34 157H32L31 156ZM42 158V160H43V157H41ZM52 158V157H51ZM50 158V159H51ZM57 158V157H56ZM59 158H60V156H59ZM65 158V157H64ZM79 158H82V157H79ZM149 158V157H148ZM151 158V157H150ZM158 159L160 158V157H157ZM203 158V159H204ZM66 159V158H65ZM70 160H71V157L69 158ZM85 159V158H84ZM86 159H87V157H86ZM156 159V158H155ZM154 159V160H155ZM191 159H192V156H191ZM48 160H49V158H48ZM58 160V159H57ZM61 160H62V157H61ZM60 160V161H61ZM129 160V159H128ZM153 160V159H152ZM151 160V161H152ZM153 160V162H155ZM160 160V159H159ZM194 160V159H193ZM198 160H199V158H198ZM201 160H199V161H201ZM45 161V160H44ZM51 161H53V160H51ZM65 161V160H64ZM81 161H83V160H81ZM87 161V160H86ZM92 161V160H91ZM156 161H157V159H156ZM194 161H197V159H195ZM193 161V163H195ZM37 162H38V160H37ZM47 161H45V163H46ZM50 162V161H49ZM54 162V161H53ZM158 162V161H157ZM156 162V163H157ZM10 163V162H9ZM9 163H7V166H8V164ZM24 163H25V161H24ZM23 162H22V164H24ZM66 163H67V161H66ZM70 163V162H69ZM69 163H67L68 165H69ZM84 163H85V161H84ZM89 163V162H88ZM92 163L94 164V162L92 161ZM108 163V162H107ZM158 163H160V161L158 162ZM197 163V162H196ZM40 164V163H39ZM65 164V163H64ZM66 164V166H68ZM72 164H74V163H72ZM71 164V165H72ZM20 165H21V163H20ZM46 165V164H45ZM51 165V164H50ZM84 165V164H83ZM200 165V166H201ZM232 166V165H234L233 167V169H236V168H238V172H237V174L235 175V177L233 178L232 177V174H231V171L230 170H232V169H230L231 167H229V166ZM263 165V164H262ZM25 166V165H24ZM23 166V167H24ZM36 166V165H35ZM41 166V165H40ZM47 166H48V163H47ZM46 166V167H47ZM66 166H64L63 165V167H66ZM74 166V165H73ZM85 166V165H84ZM86 166H87V164H86ZM91 166V165H90ZM89 166V167H90ZM43 167H44V165H43ZM53 167V166H52ZM94 167H96L95 165H94ZM111 167V166H110ZM72 168V167H71ZM93 168V167H92ZM122 168V167H121ZM128 168V167H127ZM45 169V168H44ZM95 169V168H94ZM51 170V169H50ZM67 170V169H66ZM90 170H92L91 168H90ZM125 170V169H124ZM123 170V171H124ZM127 170H129V169H126V172H127ZM146 170V169H145ZM264 170V169H263ZM262 170V171H263ZM53 171V170H52ZM68 171H70V170H68ZM84 171H86V169H84ZM89 171V170H88ZM71 172H72V170H71ZM125 172V171H124ZM138 172V171H137ZM142 171L140 170V173H141ZM155 172V171H154ZM159 172V171H158ZM53 173V172H52ZM87 173V172H86ZM93 173V172H92ZM116 173H118V171L116 172ZM146 173V172H145ZM157 173V172H156ZM155 173V174H156ZM160 173V172H159ZM222 173H227L228 174V176H224V177H222L221 179H220V181L218 182V183H211L212 182V179H210V178H212V177H209V176H207V174H211V175H213V176H217V175H219V174H222ZM7 174V173H6ZM5 174V175H6ZM109 174V173H108ZM119 174V173H118ZM121 175H122V173H120ZM125 174V173H124ZM144 174V173H143ZM8 175V174H7ZM6 175V176H7ZM65 175V174H64ZM68 175H70V174H68ZM77 175V174H76ZM86 175V174H85ZM135 175H137L136 173H135ZM151 175V174H150ZM149 175V176H150ZM52 176H54V175H52ZM62 176V175H61ZM73 176V175H72ZM94 176H95V174H94ZM93 176V177H94ZM123 176V175H122ZM133 176H134V174H133ZM140 176H142V174L140 175ZM156 177H154L155 179L157 178V179H159V178H163L164 179V176L163 175H161V176H159V178L157 177V175H155ZM163 176V177H162ZM262 176V177H261ZM3 177V176H2ZM58 177V176H57ZM70 177V176H69ZM68 177V178H69ZM76 177V176H75ZM87 177V176H86ZM90 177V176H89ZM92 177V176H91ZM92 177V178H93ZM135 177V176H134ZM147 177H148V175H147ZM151 177V176H150ZM55 178V177H54ZM96 177H94L93 178V180L95 179ZM53 179V178H52ZM62 179V178H61ZM60 178H59V180H61ZM64 179V178H63ZM62 179V180H63ZM72 179V178H71ZM70 179V180H71ZM91 179V178H90ZM131 179H133V177L131 178ZM135 179V178H134ZM136 179H137V176H136ZM150 179V178H149ZM152 180H153V177L151 178ZM154 179V180H155ZM156 179V180H157ZM2 180V179H1ZM33 180V179H32ZM58 180V179H57ZM58 180V181H59ZM77 180H78V178H77ZM89 180V179H88ZM92 180V181H93ZM98 180V179H97ZM130 180V179H129ZM143 180V179H142ZM166 180V179H165ZM164 180V181H165ZM233 180H235L236 181V184H238L237 186H233L232 185V181ZM3 181V180H2ZM54 181H56V180H54ZM91 181V180H90ZM91 181V182H92ZM119 181H122V180H119ZM132 180H130V181H128L127 183H129V182H131ZM135 181H137V180H134V181H132L131 182V186H133L132 188H134V187H136V186H134V185H132V183H134ZM138 181H139V179H138ZM137 181V182H138ZM144 181V180H143ZM149 181V180H148ZM51 181H49V182H46V183H38V184H36L35 182H32V184L36 187V188H40L41 189V187L42 186H47L49 183H50ZM61 182V181H60ZM64 182V181H63ZM62 182V183H63ZM75 181H72L71 183L73 184ZM90 182V183H91ZM94 182V181H93ZM96 182L97 181H95V184H96ZM100 182V181H99ZM124 182V180L122 181V183ZM126 182V181H125ZM140 183L138 184V186H140V184H142L141 183V181H139ZM154 182H156V181H151L150 183H152V184H154ZM158 182H159V180H158ZM162 182V181H161ZM3 183H5V181L3 182ZM2 183V184H3ZM28 183V182H27ZM29 183H31V182H29ZM51 183H53V182H51ZM58 183V182H57ZM65 183V182H64ZM68 183V182H67ZM120 183V182H119ZM118 183V184H119ZM146 183V185L147 186H149V188H150V184H147V182H144L143 184H145ZM157 183V182H156ZM154 184V185H157V184ZM92 184V183H91ZM100 184V183H99ZM110 184H112V183H110ZM113 184H115V183H113ZM113 184H112V186H113ZM117 184V185H118ZM130 184V183H129ZM142 184V185H143ZM166 184V183H165ZM174 184V183H173ZM25 185V184H24ZM65 185V184H64ZM116 184H115V186H117ZM120 185V184H119ZM127 184H125V186H126ZM168 185V184H167ZM167 185H165V186H167ZM172 185V183L170 184V185H168V186H171ZM251 185V187H248V186H250ZM27 186V185H26ZM66 186H68V185H66ZM96 186H98L97 184H96ZM121 186V185H120ZM124 186V185H123ZM172 186H175V185H172ZM52 187H54V186H52ZM56 187V186H55ZM130 187V186H129ZM142 187V186H141ZM156 187V186H155ZM2 188H4V186H2ZM19 188V187H18ZM45 187H43L42 189H44ZM47 188V187H46ZM46 188H45V190H46ZM50 188H51V186H50ZM71 188V190H69V191H74V192H76V191H78V189H79V185L75 188V190L72 188V187H70L69 186V189ZM125 188V187H124ZM123 188V189H124ZM143 188V187H142ZM141 188V189H142ZM148 188V189H149ZM168 188V187H167ZM169 188H172V187H169ZM4 189H6V188H4ZM20 189V188H19ZM18 189V190H19ZM29 189H31V186H30V188ZM48 189V188H47ZM65 189H66V187H65ZM109 189V188H108ZM112 189V188H111ZM136 189V188H135ZM139 189V188H138ZM147 189V188H146ZM148 189L146 190V191H148ZM157 189V188H156ZM165 189V188H164ZM7 190V189H6ZM6 190H4V191H6ZM22 190V189H21ZM23 190H24V188H23ZM22 190V191H23ZM26 190V189H25ZM34 190H35V188H34ZM98 190V189H97ZM96 190V191H97ZM144 190V189H143ZM151 190V189H150ZM149 190V191H150ZM160 190V189H159ZM158 190V191H159ZM47 191V190H46ZM100 191V190H99ZM109 191V190H108ZM124 191H125V189H124ZM123 191V192H124ZM141 191V190H140ZM139 191V192H140ZM145 191V190H144ZM145 191V192H146ZM148 191V192H149ZM157 191V192H158ZM9 192V191H8ZM21 192V191H20ZM26 192H28V191H26ZM39 192V191H38ZM98 192V191H97ZM110 192V191H109ZM121 192V191H120ZM142 192V191H141ZM148 192H147V194H148ZM156 192V191H155ZM112 193V192H111ZM143 193V192H142ZM158 193H160V192H158ZM11 194V193H10ZM26 193H24V195H25ZM145 194V193H144ZM143 194V195H144ZM146 194V195H147ZM157 194V193H156ZM161 194V193H160ZM9 195V194H8ZM13 195V194H12ZM19 195V194H18ZM83 195V194H82ZM85 195H87V194H85ZM5 196H6V193H5ZM11 196V195H10ZM36 196V195H35ZM89 196V195H88ZM162 196V195H161ZM1 197V196H0ZM20 197V196H19ZM22 197V196H21ZM20 197V198H21ZM27 197H29L30 198V196H27ZM38 196H36V198H37ZM118 197H119V195H118ZM123 197V196H122ZM124 197H125V195H124ZM123 197V198H124ZM145 197V196H144ZM206 197H208L209 199H210V203L209 204H206V202H205V198ZM10 198V197H9ZM9 198H7L9 201L11 200V199H9ZM28 198V199H29ZM32 198V197H31ZM101 198H102V201H104V199H103V197H102V195H101ZM106 198V197H105ZM126 198V197H125ZM0 199H2V198H0ZM4 199V198H3ZM2 199V200H3ZM33 199V198H32ZM53 199V198H52ZM51 199V200H52ZM90 197L87 199V196L85 197L84 195H83V197H79V200H78V207H77V209L78 210H80L81 208L82 209H84L85 211L87 210L88 212H91V209H89V208H87V205H94V203L92 202V203H89V204H86L85 205V203H88L90 200ZM117 199V198H116ZM116 199H115V201H116ZM121 199V198H120ZM160 199V198H159ZM159 199H157V200H159ZM31 200V199H30ZM86 200H89V201H86ZM146 200H148V199H146ZM13 201V200H12ZM39 201H40V199H39ZM53 201H55L54 199H53ZM148 201H150V200H148ZM153 201H155V200H153ZM30 202V201H29ZM33 202V201H32ZM95 202V201H94ZM117 202V201H116ZM4 203V202H3ZM2 203V204H3ZM8 203V202H7ZM12 203V202H11ZM31 203V202H30ZM40 203V202H39ZM53 202H51V204H52ZM55 203V202H54ZM53 203V204H54ZM149 203V202H148ZM148 203H147V205H148ZM27 204H29V203H27ZM117 204V203H116ZM156 204H158L157 202H156ZM215 204V205H214ZM6 205V203H4V206ZM96 205H97V203H96ZM119 205H120V202H119ZM151 205V204H150ZM158 205H160V204H158ZM1 206H3V205H0V207ZM3 206V207H4ZM8 206H9V203H8ZM116 206V205H115ZM156 206V205H155ZM155 206H154V208H155ZM2 207V208H3ZM10 207H12V206H10ZM114 207V206H113ZM2 208H0L1 210H2ZM112 208V207H111ZM142 208V207H141ZM5 209L7 210V212H6V210L4 211V213H0V214H2V216L3 215H5L6 217H7V215L9 214L10 215V213H8L9 211H8V207L6 208L5 207ZM22 209H23V207H22ZM26 209V208H25ZM114 209L115 208H113L112 210L114 211ZM147 210H149V208H146ZM10 210H12V209H10ZM21 210V209H20ZM24 210V209H23ZM125 210H128V209H125ZM172 210V209H171ZM3 211V210H2ZM13 211H15V210H13ZM36 211V210H35ZM170 211V210H169ZM175 211H179V210H175ZM180 211H181V209H180ZM6 212V213H5ZM10 212H12V211H10ZM21 212V211H20ZM172 212V211H171ZM173 212H174V210H173ZM26 213V212H25ZM7 214V215H6ZM20 214V213H19ZM23 214H24V212H23ZM34 216H35V213H32ZM38 214V213H37ZM111 214V213H110ZM21 215V214H20ZM15 216H17V215H15ZM140 216V215H139ZM164 216V217H163ZM76 216H72V219H74ZM139 218V217H138ZM60 221H62L61 219H57V222H60ZM147 224V225H148ZM29 229V228H28ZM24 233H25V231H23ZM28 232H29V230H28ZM186 234V236L184 237V235ZM44 236H46V237H44V239L45 240H51V238H49L47 235H44ZM11 237V236H10ZM257 243V244H256ZM52 244V243H51ZM50 244V245H51ZM262 246L264 245V244H261ZM260 245V247H259V249L262 247ZM54 246V245H53ZM263 248V247H262ZM260 251V250H259ZM58 253H59V255H58V253H57V257L56 256H54V255H52V256H54V257H56V259L58 260V262H59V264H62V260L64 261V264H92L93 262L91 261V263L90 262H87V260H88V258L85 256V255H83L82 254V258H81V254L79 255L80 256V258L81 259H79V260H77V261H75V259L73 258V257H69V258H65V256L63 255V254H60V252L59 251H57ZM262 253H263V251H261ZM261 253V254H262ZM55 254V253H54ZM264 254V253H263ZM51 256V257H52ZM84 256V257H83ZM260 257V256H259ZM53 258V257H52ZM51 258V259H52ZM79 258V257H78ZM90 259V258H89ZM261 259H263L262 257H261ZM264 260V259H263ZM45 261H47V260H45ZM223 261V262H222ZM258 261V260H257ZM262 261V260H261ZM260 261V262H261ZM42 262V261H41ZM40 262V263H41ZM48 262H50V260L48 261ZM48 262H46L47 264H49ZM57 262V263H58ZM260 262L258 263V264H260ZM55 264L56 262H55V260H54V258H53V262H50V264ZM262 263V262H261ZM41 264H43V263H41ZM45 264V263H44Z\"/></svg>",
  "mask_w": 264,
  "mask_h": 264
},
{
  "label": "snow or ice",
  "instance_id": "snow-or-ice-1",
  "mask_svg": "<svg viewBox=\"0 0 264 264\" xmlns=\"http://www.w3.org/2000/svg\"><path fill=\"white\" fill-rule=\"evenodd\" d=\"M243 7L248 12H255L261 20H264V0H245ZM247 18H251L250 16ZM261 95L264 96V90H262ZM264 105V100L261 101Z\"/></svg>",
  "mask_w": 264,
  "mask_h": 264
},
{
  "label": "trees",
  "instance_id": "trees-1",
  "mask_svg": "<svg viewBox=\"0 0 264 264\" xmlns=\"http://www.w3.org/2000/svg\"><path fill=\"white\" fill-rule=\"evenodd\" d=\"M216 4H218V5H220L221 6V9L223 10V12H226V10H225V6L224 5H222L220 2H219V0H213ZM224 20L226 21V22H228L229 23V25L231 26V27H235L236 25H237V21H236V18L235 17H233V16H231V15H227V13H225V17H224ZM258 33H259V36H260V43H261V45H260V48H253V50L255 51V52H259V53H261L262 55H263V57H264V30L261 28V27H258Z\"/></svg>",
  "mask_w": 264,
  "mask_h": 264
}]
</instances>
